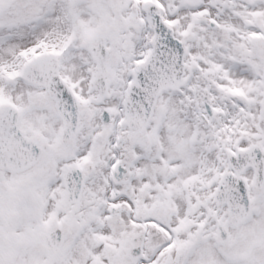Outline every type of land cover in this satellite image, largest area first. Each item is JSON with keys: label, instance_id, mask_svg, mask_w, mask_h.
<instances>
[{"label": "snow or ice", "instance_id": "1", "mask_svg": "<svg viewBox=\"0 0 264 264\" xmlns=\"http://www.w3.org/2000/svg\"><path fill=\"white\" fill-rule=\"evenodd\" d=\"M0 264H264V0H0Z\"/></svg>", "mask_w": 264, "mask_h": 264}]
</instances>
